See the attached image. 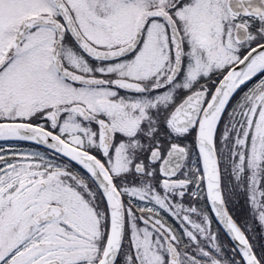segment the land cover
<instances>
[{"label": "snow or ice", "instance_id": "snow-or-ice-1", "mask_svg": "<svg viewBox=\"0 0 264 264\" xmlns=\"http://www.w3.org/2000/svg\"><path fill=\"white\" fill-rule=\"evenodd\" d=\"M0 264H264V0H0Z\"/></svg>", "mask_w": 264, "mask_h": 264}]
</instances>
